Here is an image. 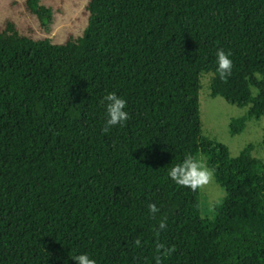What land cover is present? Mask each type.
Masks as SVG:
<instances>
[{"label":"trees","instance_id":"obj_1","mask_svg":"<svg viewBox=\"0 0 264 264\" xmlns=\"http://www.w3.org/2000/svg\"><path fill=\"white\" fill-rule=\"evenodd\" d=\"M24 5L52 20L44 0ZM86 13L63 43L0 26V264H264V162L204 135L200 113L210 73L213 97L249 106L232 135L264 115V0H89ZM106 92L128 113L108 133ZM186 154L226 191L212 218L168 175Z\"/></svg>","mask_w":264,"mask_h":264},{"label":"rangeland","instance_id":"obj_2","mask_svg":"<svg viewBox=\"0 0 264 264\" xmlns=\"http://www.w3.org/2000/svg\"><path fill=\"white\" fill-rule=\"evenodd\" d=\"M89 0H44L52 8V20L44 25L36 15L31 14L24 5V0H0V26L7 19L13 20L19 32L35 39L51 38L54 43H63L70 35L79 37L88 25L86 5ZM200 113L203 134L223 143L232 156H237L247 146H252L251 155L264 162V115L259 119L247 121L246 128L239 134L230 133L229 123L232 118L247 114L249 106H238L227 102L223 97L211 95V74L201 77ZM253 93L256 90L252 89ZM207 167L206 158L199 157ZM208 168V167H207ZM200 191V208L203 217L212 218L215 206L222 202L225 189L214 176Z\"/></svg>","mask_w":264,"mask_h":264},{"label":"clouds","instance_id":"obj_3","mask_svg":"<svg viewBox=\"0 0 264 264\" xmlns=\"http://www.w3.org/2000/svg\"><path fill=\"white\" fill-rule=\"evenodd\" d=\"M216 63V71L219 77L222 80L226 79L231 74L232 69L230 53H226L222 49H217ZM103 101L105 102V111L107 114L103 132L108 133L112 127L123 124L128 119V113L124 110L126 106L125 99L119 97L115 92H106ZM168 175L178 185L188 187L195 191L206 185L212 179L213 171L207 168L200 158L192 154H186L182 162L170 167ZM148 207L153 216L159 211L154 203L149 204ZM165 221L166 218L160 221L159 227L161 229L166 227ZM136 243L139 244V240ZM159 247H162V245ZM72 259L76 264H97L96 260L91 258L87 253L74 255Z\"/></svg>","mask_w":264,"mask_h":264}]
</instances>
